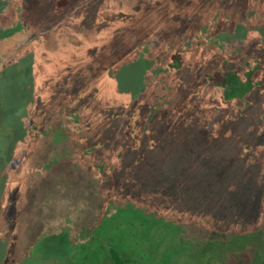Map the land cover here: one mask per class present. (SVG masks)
I'll use <instances>...</instances> for the list:
<instances>
[{
    "label": "rangeland",
    "instance_id": "1",
    "mask_svg": "<svg viewBox=\"0 0 264 264\" xmlns=\"http://www.w3.org/2000/svg\"><path fill=\"white\" fill-rule=\"evenodd\" d=\"M232 74L245 96L220 87ZM140 106L168 122L161 140L101 173L79 132ZM164 196L175 210L149 202ZM111 249L264 264V0H0V264H114Z\"/></svg>",
    "mask_w": 264,
    "mask_h": 264
},
{
    "label": "trees",
    "instance_id": "2",
    "mask_svg": "<svg viewBox=\"0 0 264 264\" xmlns=\"http://www.w3.org/2000/svg\"><path fill=\"white\" fill-rule=\"evenodd\" d=\"M244 86L245 84L243 83L241 77L233 74L230 77L228 83L225 82L222 85L220 84V87L222 88L224 93L232 98L237 94H243V96H245V93L243 92L245 88ZM62 98H67V100H63V103L66 105V107H63V111L65 112H63L64 115L66 117L72 116L74 112L73 102H71L69 96H65ZM69 100L71 103L69 102ZM158 112V110L154 111L152 108L149 107L148 110H146L144 106H140L139 108L126 112L122 119L120 118L117 120H112L109 125L108 133L98 136L95 134L93 123L91 121L87 122V129L79 132L86 136V138L83 137L82 139V141H85L84 143L87 145V148H85L86 150L84 149V152L86 153L85 159L95 160V165L102 166L101 173H108L109 175L117 174L118 170H113V168L110 167L111 164L116 163V160H136L138 163L142 162L143 160H146L149 154L153 152L152 144H154L155 141L161 140V131L167 126L168 123L165 119H163V114L159 113V115ZM156 116H159V121L157 122ZM83 118L84 117L81 116L79 120ZM53 120L54 122H57L55 118ZM65 121H67L66 123L69 122L68 120ZM79 126L81 127V122L77 126H75V130L71 124L66 127V129L69 130L72 129L71 137L75 139L73 140L75 143L74 148L77 147V142L75 141L78 134L77 128ZM95 137L99 138V141H101L99 144L104 146L103 149H101L100 146H96V144L94 143ZM86 139L88 140V143H86ZM89 140L93 141L89 142ZM91 152H94V154H92ZM250 163L251 162H246V165L250 166ZM157 201L158 202H155L150 199L149 202L151 205L154 206V208L157 207V209H160L164 206L168 208H173L174 210L176 209V206L171 203L170 199L166 196L161 199H157ZM146 206H148V204ZM187 213V216L191 220V224H196L198 222L202 223L203 228H205L206 230L221 232L225 234L230 233L235 236H244L247 234H254L259 232L257 228H244L242 231H237L234 229L231 230V226H229L231 214H226L227 223L223 225L224 221L221 224L219 218L216 219L213 213L206 212L204 214H197V212L194 211ZM169 214L171 215V213H168V215ZM217 223L219 224L218 227L216 226ZM110 255L112 260L114 261V264L125 263V261L115 250L111 249Z\"/></svg>",
    "mask_w": 264,
    "mask_h": 264
},
{
    "label": "flooded vegetation",
    "instance_id": "3",
    "mask_svg": "<svg viewBox=\"0 0 264 264\" xmlns=\"http://www.w3.org/2000/svg\"><path fill=\"white\" fill-rule=\"evenodd\" d=\"M1 74H2V76H3V72H2Z\"/></svg>",
    "mask_w": 264,
    "mask_h": 264
}]
</instances>
